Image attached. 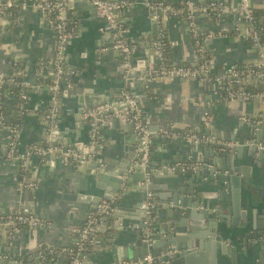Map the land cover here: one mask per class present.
<instances>
[{"label": "crops", "instance_id": "crops-1", "mask_svg": "<svg viewBox=\"0 0 264 264\" xmlns=\"http://www.w3.org/2000/svg\"><path fill=\"white\" fill-rule=\"evenodd\" d=\"M36 1L16 0L20 17V21L16 24L0 17V74H8L13 63L18 62L19 74L36 86L29 89L23 116L19 113V94L13 86L5 90L3 98L7 121L15 123L20 119L22 124L20 151L41 141L48 129L44 115L50 103L51 93L48 86L53 80V70L50 65L42 62L50 60L54 54L55 34L43 22L41 12L35 8ZM166 1L179 3L183 0ZM207 1L209 0H192L196 4ZM223 1L237 5L240 0ZM251 2L255 10L264 11V0H251ZM70 3L79 21V29L66 51V64L71 70L72 87L68 93L61 96V112L52 127V134L57 136L58 142H66L65 138L69 136L71 137L69 144L76 147L80 143L87 144L90 139V123L81 119L78 113L79 108L83 106L78 101L79 94L89 90L94 94L109 96L113 90L120 88L127 89L138 99L146 120L150 125L160 124L161 131L170 126L187 129L203 135H213L218 143H222L227 142L231 137L237 138L249 133L250 122L242 119L245 116L260 121V131L255 137L264 138V128L261 126L264 122L263 97L249 102L241 100L225 102L221 99L216 85L204 84L193 79L161 78L147 83L140 77L132 85L127 84L122 56L115 50L103 54L96 51L99 47L110 46L112 39L101 32L102 20L93 9L90 0H71ZM151 9L144 4V0H138V3L118 13L119 19L130 28L128 38L135 63L132 74L140 73L139 68L142 67L146 57L149 64L157 63L153 41L160 28H163L169 43L170 62L177 65L193 64L196 60L195 45L186 19L169 17L162 12L152 14ZM197 23L202 33L215 34L207 42V46L215 57L217 68L258 61L257 50L251 41L248 38H241L234 32L239 23L238 18L227 15L215 19L198 13ZM149 46L153 49L152 53L149 51ZM251 88L257 91L264 88V83L254 82ZM127 129L135 131V128L126 122H121L120 126L115 125L112 120L105 122L101 126V133L105 138L104 144L110 150L116 147L119 149L124 137L128 135ZM8 138L9 130L0 126L1 213L15 210L20 197L18 182L22 178L19 163L6 157ZM168 138L172 142L153 138L154 161L159 163L162 159L176 157L180 163L197 162L194 158L198 153L191 150V144L182 139ZM232 144L234 145L233 142ZM178 164L175 163L173 167ZM255 167L258 179L253 184L254 189L262 192L264 161L262 166ZM77 169L75 164H65L58 156L50 155L44 162L36 158L32 159L30 173L40 185L37 190L26 192L24 198L51 224L39 228H21L14 233L12 238L14 259L18 255L22 260L20 264H39L36 260L30 259L31 256L39 255V251L45 252V258L41 257L42 262L68 263L62 251L73 246L77 240L75 230L87 223L88 220L83 218V214H89V217L91 214L88 204L78 205L80 209L78 212L71 209V203L62 197L67 192L65 183L71 181L69 174H73ZM211 179L212 176L207 179L202 177L204 182H209ZM137 197L138 195L135 199ZM99 228L87 244L88 250L91 251L86 255L89 259L101 257L99 261H104L108 253L114 251L117 243L114 241L115 237H112L115 232L111 230L106 232ZM124 229L126 230V227ZM238 244L242 250L241 242ZM5 246H7L6 241L0 240V250H4ZM0 264H5L1 257Z\"/></svg>", "mask_w": 264, "mask_h": 264}, {"label": "water", "instance_id": "water-1", "mask_svg": "<svg viewBox=\"0 0 264 264\" xmlns=\"http://www.w3.org/2000/svg\"><path fill=\"white\" fill-rule=\"evenodd\" d=\"M93 9L96 11L94 5ZM151 11L152 14L161 13V10ZM227 15L238 18L237 14L229 12L223 16ZM105 34L111 37L112 47V33ZM149 51H153L150 46ZM122 64L125 81L132 85L145 75L149 61L148 57L144 58L138 75L132 74L135 67L132 55L128 61L122 60ZM51 69L53 78H56L54 68ZM24 80L25 77L19 74L18 81ZM123 89L113 90L109 96L85 90L78 95V101L83 106L92 107L116 99ZM126 105L128 103H122L119 107ZM111 120L118 126L126 122L135 131L127 129L128 135L121 142V147L111 150L104 144L105 138L101 133L93 158L86 164H75L78 169L69 174L71 181L65 183L67 192L62 196L71 203V209L78 212V205L88 204L89 211L96 212L103 200L108 202L96 227L115 232L112 234L117 243L114 251L111 250L104 261H99L101 257L88 258L86 254L91 250L86 246L81 254V264H120L127 259L137 261L147 255H152L153 262L144 261L142 264H264V189L258 192L253 185L258 179L255 166H262L264 161V151L257 148V143L264 138L255 137L260 125L250 123L249 133L231 137L227 142L214 140L208 144H191V150L198 153L195 161L211 167L183 173L180 167L173 168L175 163H180L178 158L162 159L158 163L151 151L146 172L138 154L140 135L134 122L123 116ZM261 126L264 128V122ZM150 128L154 139L172 142L160 134V124L150 125ZM53 137L57 143V136ZM65 139L66 143L71 142V137ZM90 142L91 136L87 144L80 143L76 147L80 153L90 154ZM147 173L151 183L146 186ZM203 176L206 179L212 176V179L204 182ZM148 190L153 191L152 198H148ZM83 218L88 220L89 214H83ZM6 245L4 250H0L2 262L20 264L18 255L14 259L12 245L8 242ZM30 259L39 264H52L51 261L42 262L39 255Z\"/></svg>", "mask_w": 264, "mask_h": 264}, {"label": "built area", "instance_id": "built-area-1", "mask_svg": "<svg viewBox=\"0 0 264 264\" xmlns=\"http://www.w3.org/2000/svg\"><path fill=\"white\" fill-rule=\"evenodd\" d=\"M70 1L37 0L35 3V8L42 14L43 22L55 34L54 54L50 60L42 63H46L54 68L56 78H53L48 86L51 93L50 103L44 115L48 129L41 141L31 144L23 151L19 150L22 124L20 121L9 123L3 109L5 86L19 87V113L21 116L25 114L24 105L29 97V89L36 86L28 80L19 82L14 74H0V126L6 127L9 130L6 157L19 163L22 175V178L18 182L20 197L17 200L15 210L9 213L0 212V240H5L10 245H12V238L17 230L21 228H39L51 224L43 215L36 212L29 201L24 198L26 192L35 191L40 185L38 181L32 178L30 173L33 158L44 162L51 155L58 156L65 164H86L94 156L95 146L101 138V126L114 117L123 116L134 122L136 130L140 135L138 154L142 157L143 170L146 172L148 171L151 159L153 136L150 123L146 120L138 99L127 89L123 90L112 101H103L92 107L81 106L79 108L78 113L80 118L88 121L91 126V142L88 144L90 154H82L74 145L66 142L54 143L52 127L58 120L61 112V96L68 93L72 87L71 70H69L66 64V51L79 29V21L72 11ZM90 1L95 6L98 17L102 20L101 32H111L114 38V45L112 47L103 46L97 48L96 51L99 54H103L109 50H116L120 52L124 61H128L132 55V48L128 38L130 28L119 19L118 13L138 3V0ZM144 4L154 10H161L166 16L183 17L186 19L192 32L196 52V60L193 64L177 65L171 63L165 51L166 34L163 28H160L156 39L153 41V49L157 54V63L148 64L145 75L141 77L144 81L150 83L161 78H178L207 82L217 86L218 93L225 102L238 100L249 102L258 97L264 98V88L257 91L251 88L254 82L264 83V26L261 20L256 17L251 0H240L237 5L229 4L223 0H209L199 4L192 2V0H183L178 4L166 0H144ZM18 11L16 0H0L1 18L16 24L20 21ZM226 12L238 15L239 23L236 25L234 32L241 38H248L251 41L258 53L257 62H247L241 65L217 68L215 57L209 52L207 46V42L215 34L213 32H201L197 23V14L203 13L217 19ZM18 65V62H14L12 71L18 72ZM122 103H128V105L121 108L119 104ZM242 119L257 126L260 123L259 120H252L245 116ZM161 134L173 139L185 140L190 144H208L215 140L213 135H203L192 130L177 129L171 126L162 130ZM257 148L260 151H264V141L258 142ZM177 166L183 172L211 167L209 164L200 162L179 163ZM150 183L151 179L149 173H147V180L144 184L147 186ZM147 196L148 198H152L153 191L148 190ZM149 204L154 206L153 203ZM107 205V200H103L99 204L98 210L91 212L87 223L82 228L75 230L77 235L76 242L73 246L65 248L62 251L69 264H81L83 262L81 254L94 237L97 230L96 222L99 216L106 211ZM39 256L45 258V252L39 251ZM144 261L152 263V255H147L137 261L132 259L125 260L120 264H142Z\"/></svg>", "mask_w": 264, "mask_h": 264}, {"label": "trees", "instance_id": "trees-1", "mask_svg": "<svg viewBox=\"0 0 264 264\" xmlns=\"http://www.w3.org/2000/svg\"><path fill=\"white\" fill-rule=\"evenodd\" d=\"M178 4V3H177ZM255 14H256V17L258 18V19H260L261 20V22H262V24H263V26H264V11L263 10H255ZM262 17H263V19H262ZM166 49H165V51H166V54L169 56V52H170V49H169V43H168V41H167V39H166V47H165ZM13 67V66H12ZM12 67H11V69L8 71V74L7 75H10V74H14L17 78H18V76H19V72H14V71H12ZM17 70H19V69H17ZM12 86L11 85H6L5 86V88L7 89V90H9L10 88H11ZM5 89V90H6ZM14 90H17L18 91V94H20V89H19V87H14L13 88ZM261 89H263V88H261ZM20 119H18L17 121H19Z\"/></svg>", "mask_w": 264, "mask_h": 264}]
</instances>
